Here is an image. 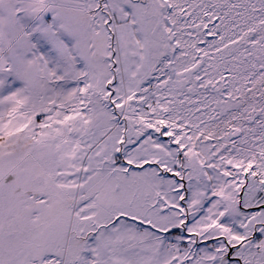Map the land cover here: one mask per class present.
Listing matches in <instances>:
<instances>
[{
	"label": "snow or ice",
	"instance_id": "snow-or-ice-1",
	"mask_svg": "<svg viewBox=\"0 0 264 264\" xmlns=\"http://www.w3.org/2000/svg\"><path fill=\"white\" fill-rule=\"evenodd\" d=\"M0 264H264V0H0Z\"/></svg>",
	"mask_w": 264,
	"mask_h": 264
}]
</instances>
